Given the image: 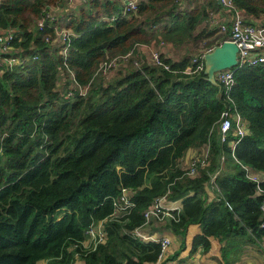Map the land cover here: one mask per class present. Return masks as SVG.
Listing matches in <instances>:
<instances>
[{
  "label": "trees",
  "instance_id": "trees-1",
  "mask_svg": "<svg viewBox=\"0 0 264 264\" xmlns=\"http://www.w3.org/2000/svg\"><path fill=\"white\" fill-rule=\"evenodd\" d=\"M62 1L0 0V28L17 29L11 43L21 58L0 69V264H161L168 249L160 260L161 242L134 235L155 221L182 237L180 251L191 240L193 251L232 264L242 245L264 238V70L234 69L229 100L204 58L195 62L227 38L211 40L223 5L143 0L124 16L121 0H90L65 16L71 34L56 44L62 19L42 29L37 20ZM233 3L246 23L264 24V0ZM152 43L175 50L161 55L169 69L140 60L137 47ZM129 52L107 78L102 64ZM70 72L90 86L87 96L66 97ZM226 109L248 123L236 148L219 133ZM205 150L191 175L187 153ZM123 189L134 206L117 213ZM160 198L182 206L147 218ZM101 222L106 238L89 246L87 231Z\"/></svg>",
  "mask_w": 264,
  "mask_h": 264
},
{
  "label": "built area",
  "instance_id": "built-area-1",
  "mask_svg": "<svg viewBox=\"0 0 264 264\" xmlns=\"http://www.w3.org/2000/svg\"><path fill=\"white\" fill-rule=\"evenodd\" d=\"M64 3H73L79 2L81 4H88L90 0H63ZM124 3V9L121 15L128 16L131 12L136 11L138 4L143 0H121ZM223 5L224 9L227 10L230 19V27L227 24L222 22V18H225L222 11L215 13L213 15L212 21L216 26L220 28L224 34H227L225 40H231L235 42L239 48L238 51V64L235 68L224 69L216 73V80L221 87V91L226 93L229 100H232L231 90L235 84L234 69L243 66H255L261 67L264 70V24H249L245 22V15L242 11L238 10L233 3V0H219ZM55 6H49L45 12V15L37 20L38 28L42 29L46 25L48 20H55L56 15L53 11ZM58 35L61 41L65 44L68 43L66 39L71 31L68 29L58 30ZM17 29H1L0 28V69L2 70L5 66H15L21 63V59L17 58L16 55H12L11 50L18 51L12 46V41L16 38ZM155 48V47H154ZM214 48H209L206 50L203 55L196 56L195 62L199 58H204V55L207 52H211ZM152 53V63L164 66L166 69H169V65L164 62L161 57L162 52L160 50H155ZM67 53V49L63 50V54ZM132 56V52L128 54L117 56L110 61L104 62L101 66V70L110 78L113 69H117L123 62H127ZM151 57V55H150ZM125 64V63H124ZM190 69V68H189ZM73 84L71 85L69 93H66V97H72L75 94L80 96H87L90 89L89 85L83 86L74 81V73L70 72ZM219 133L221 136L222 142H229L232 148H236L238 143L248 134V123L242 116L230 109H226L222 112L221 121L218 126ZM232 135V138H230ZM236 137V138H235ZM206 150L202 152H196L192 155L189 161L188 170L191 175L197 174V167L199 164L204 166L207 161ZM224 156L221 157L224 161ZM243 168L247 172V176L256 182H260V177L252 173L251 169L243 165ZM217 173L213 175L212 183L214 184ZM264 194V191L260 189ZM163 198L157 199L156 202L146 210L147 218L157 217L163 218L170 215V209L166 208L162 203ZM116 212L117 213H126L130 210L134 203L131 201L129 196V191L123 189L122 195L115 201ZM261 209L264 215V196L261 204ZM264 227V220L262 222ZM88 245L96 247L97 244L104 242L106 238L104 224L101 222L98 225H92L88 231ZM134 235L142 240H155L161 242L163 253L160 256V260L164 258L165 251L170 245V239L168 237H162L160 239H155L151 236H148L141 230L134 231ZM175 264H191L189 262H176Z\"/></svg>",
  "mask_w": 264,
  "mask_h": 264
},
{
  "label": "crops",
  "instance_id": "crops-1",
  "mask_svg": "<svg viewBox=\"0 0 264 264\" xmlns=\"http://www.w3.org/2000/svg\"><path fill=\"white\" fill-rule=\"evenodd\" d=\"M81 3L79 2H73V3H62L59 6H55L53 11L57 17V19H63L65 16L73 11H77L79 9V5ZM124 6V3H123ZM223 15H225V18H222V22L225 24H230L229 14L227 10L222 9ZM66 25L57 27L58 30H64ZM61 40L60 38L56 41V44L59 43ZM154 44H141L137 47V54L139 55V58L141 61H148L150 62V55L151 52L149 48H154ZM166 48L170 50L171 46L167 45ZM12 55H16L18 57V51L11 50ZM163 52L167 53L166 49H163ZM0 61H3V59H0ZM184 159L183 163L188 164L190 161V156ZM165 205L170 208L171 210H178L182 206L181 200L176 201H166ZM156 225V224H155ZM141 231L147 234L148 236H151L155 239H160L162 237H168L170 239V245L168 247L167 251V258L165 261H163L161 264H173L175 261H183V262H190L191 264H219V261L209 255H206L203 253L202 249L196 248V250H192V242L189 240L185 246V248L182 249V237L179 235H176L173 231L162 228L161 230L153 227V224H149L148 226H145L141 228ZM242 251L240 252L239 257L236 259L235 262L232 264H264V238H261L260 240H257L255 244H244L241 246ZM217 254V252H216ZM175 256V257H174ZM171 258H174L171 260ZM37 264H48L47 260H41ZM74 264H85L82 260L77 259Z\"/></svg>",
  "mask_w": 264,
  "mask_h": 264
},
{
  "label": "water",
  "instance_id": "water-1",
  "mask_svg": "<svg viewBox=\"0 0 264 264\" xmlns=\"http://www.w3.org/2000/svg\"><path fill=\"white\" fill-rule=\"evenodd\" d=\"M238 51L239 48L235 42L224 40L219 46L204 55L205 72L212 82L218 84L216 80V73L218 71L237 66Z\"/></svg>",
  "mask_w": 264,
  "mask_h": 264
},
{
  "label": "rangeland",
  "instance_id": "rangeland-1",
  "mask_svg": "<svg viewBox=\"0 0 264 264\" xmlns=\"http://www.w3.org/2000/svg\"><path fill=\"white\" fill-rule=\"evenodd\" d=\"M62 2H64V1H62ZM185 3V2H184ZM83 5H85V4H80L78 7L80 8L81 6H83ZM183 5H185V4H183ZM63 25H65V22L63 21V23H61V25H60V27L61 26H63ZM59 26V25H58ZM65 28H67V27H65ZM68 29V28H67ZM224 36V33L222 32V31H220L215 37H213L211 40H215L216 38H218V36ZM215 42V41H214ZM152 44H154V46H155V48H149V50H150V52H152V53H154L153 51H155V50H160L162 53H163V49H166V51H167V53L166 54H169V55H171L172 54V56H173V54H175V50L173 49V48H170V50H168L167 48H166V46L164 45V46H160V47H158L155 43H152ZM200 51V50H199ZM201 51H203V50H201ZM200 51V52H201ZM174 52V53H173ZM196 51H194V53H195ZM199 52V53H200ZM152 53H151V57H150V60H151V62H152V60H153V58H152ZM165 53V52H164ZM196 55H198V54H195L194 55V57H196ZM154 63V62H153ZM120 68V67H119ZM119 68H117V69H113V71H112V73H111V76H110V79L111 78H113L117 73H118V71H119ZM70 87H71V85L69 86V88L68 89H70ZM66 93L68 94L69 93V90L68 91H66ZM66 95V94H65ZM201 150H203V148L201 149ZM188 165L189 164H185L184 165V168H187L188 167ZM156 224V225H155ZM163 223H160V221H155L154 223H153V227H155V228H157V229H159V230H161L162 228H163ZM190 263V262H189Z\"/></svg>",
  "mask_w": 264,
  "mask_h": 264
},
{
  "label": "bare ground",
  "instance_id": "bare-ground-1",
  "mask_svg": "<svg viewBox=\"0 0 264 264\" xmlns=\"http://www.w3.org/2000/svg\"><path fill=\"white\" fill-rule=\"evenodd\" d=\"M48 26V25H47ZM67 29V28H66Z\"/></svg>",
  "mask_w": 264,
  "mask_h": 264
}]
</instances>
